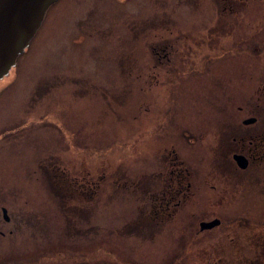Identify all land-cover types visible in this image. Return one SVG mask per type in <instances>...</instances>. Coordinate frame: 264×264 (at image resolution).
I'll list each match as a JSON object with an SVG mask.
<instances>
[{"label": "rangeland", "instance_id": "rangeland-1", "mask_svg": "<svg viewBox=\"0 0 264 264\" xmlns=\"http://www.w3.org/2000/svg\"><path fill=\"white\" fill-rule=\"evenodd\" d=\"M160 1L55 0L47 7L29 43L0 78V183L13 185L8 208L23 206L26 198L25 209L52 210L44 181H51L48 163L74 168L77 173L87 171L100 181L96 196L88 203L92 223L97 226L88 239L93 254L96 247V253L101 254L106 251L102 245L106 247L111 237L122 232L124 219L136 215L133 179L138 175L141 182L147 178L156 155L158 159L165 147L173 145L187 163L203 165L204 174L197 169L194 177L200 178L199 186L192 187L194 194L179 204L169 221L172 229L152 235L141 232L110 245L122 254L138 257L141 264H210V249L219 251L223 245L218 242L220 231L242 228L251 239L252 222L264 220L263 185L252 182L230 191L218 134L180 132L179 123L167 129L165 117H178L189 126L196 125L195 119L203 123L209 117H227L231 108L229 77L236 68L237 80L242 77L244 83L247 65L243 55L249 49L245 39L254 29L260 33L257 23L262 20L264 24V0L233 3L236 10L232 12L230 0L178 1L174 9L167 8L168 15ZM137 15L146 19L156 15V24L166 19L176 29H186L178 39L172 36L167 41L160 40L158 34L165 31L160 26L155 29V50L161 44L168 48L174 43L169 56H163L166 51H158L159 56L156 53L155 70L163 75L170 66L178 67L157 84L141 80L144 73L134 80V65L149 68L154 54L142 41L143 35L148 39V23L137 38L123 28L142 20L135 19ZM236 15L243 21L232 27L231 18ZM255 16L262 19L254 21ZM231 31L236 32L237 48H231ZM255 39L259 40L250 39L252 47ZM188 49H192L190 53ZM135 52L139 57L135 58ZM178 57H184L181 64ZM36 88L38 96L32 97ZM156 117L162 126L154 133L145 123ZM201 179L216 184V190ZM145 189L142 199L148 185ZM213 216L220 217V224L195 234L198 221ZM38 234L29 233L25 245L30 254L25 259L29 264H53L58 257L46 245V238L44 248L37 249ZM20 236L1 238L0 256H7L10 241L20 246ZM49 239L58 246L55 236ZM74 242L83 241L77 238ZM62 251L68 256L69 245H63Z\"/></svg>", "mask_w": 264, "mask_h": 264}, {"label": "flooded vegetation", "instance_id": "flooded-vegetation-1", "mask_svg": "<svg viewBox=\"0 0 264 264\" xmlns=\"http://www.w3.org/2000/svg\"><path fill=\"white\" fill-rule=\"evenodd\" d=\"M162 1H160L159 4L165 7V13L167 15L170 14L168 9H174L178 1L189 4V0ZM233 3H242L243 5L246 3V0H230L228 4L229 12L236 10V8L232 7ZM216 8L217 7L214 9L216 10ZM221 8L224 9L225 5L219 9ZM156 17V15H148L146 19L145 17L143 18L137 15V17L134 18L142 20L136 24L131 21L123 26V28H128L130 31H133L131 36L137 38L140 37L139 32L141 30L144 31L146 27L143 24L148 23V39L143 35L142 41L148 44L150 54L154 53L152 56L153 64L149 68L143 66L145 69H141V65L138 63L134 65L133 70L136 71L137 77L134 78V80H137L138 76L144 73L141 80H148V83L154 84L161 82L164 77L168 74H173L176 68H178L176 65L170 66L163 75H161L160 70H155L156 53L158 51H166L168 54L163 56L167 57L169 56V49L174 51V43L172 41L168 48H166L167 44L164 43L161 44L157 50L154 49L157 41L155 29L157 26H160V30L165 31V33L162 34L158 32L161 37L160 40L164 41L169 40L172 36H174V39H178L184 34V31H186L184 28L183 31L176 29L175 24L165 21L166 19H160L159 23L156 24ZM236 18H238L237 15L231 18L233 20L231 24L232 27L234 25H239V21H243V18H238L237 20ZM259 19H262V17ZM259 19L255 16L253 20ZM246 20L247 24L251 25L252 20L249 18ZM162 21H165V24L160 23ZM257 25L261 26L259 30L260 33L258 34V28L254 29L245 39L247 41L245 45L249 46V49H247L243 55V58H245V65H247V72L244 71L242 75L245 76L243 85L242 77L240 80H237L238 73L236 68L232 69L233 77L231 75L229 77L231 108L227 117H209L203 121V123H198L199 121L195 119V126H189L187 121L178 120V117H165L167 129L173 126L177 127L179 123L180 132L204 131L206 133L213 132L214 136L218 134V145L220 149L223 150V154L225 155L224 161L229 170L230 182L228 181V185L230 191L234 189L237 190L238 186L241 184H249L252 182L263 185L264 190V24L262 20H260ZM233 32L235 34H233ZM230 34L231 48H237L238 40L236 41V32L231 31ZM233 35L235 37H233ZM252 37H258L259 39H255V46L253 47L251 44L252 41L250 40ZM179 45L180 43L176 46V49ZM191 50L192 49H188L186 52L190 53ZM137 51L138 50H136V52ZM136 52L134 53L135 58L139 57L136 56ZM139 52H142V50H139ZM157 55L159 56L161 54L157 53ZM126 57H128L127 54ZM183 58L184 57L177 58L180 64ZM254 70L256 71L254 72ZM128 72L132 73L130 70H128ZM146 74H148V79ZM159 76L162 79H160ZM121 79L123 81L122 76ZM122 84H124V81ZM38 93V88H36L35 91L32 92V97L35 95L38 96ZM248 118L250 120L245 121ZM146 123L145 127L150 128L154 133L162 126V121L159 120L158 117L149 119ZM234 153L244 155L247 161L246 166L239 167L236 164L233 158ZM48 164H50V167H47V173L51 181H44L46 182V191L50 193L47 195L48 201L51 202L50 208L52 210L41 209L36 211L34 209H25L27 206L26 198L24 199L23 206L8 208L7 204L12 200L13 185L0 183V239L7 237L11 240L14 235H21L20 246L10 241L7 246L8 254L5 257L0 256V264H29L25 259V257L30 254L27 245H25L29 233H39L38 250L44 248L45 238L47 239L46 245L50 248V251L55 253L58 257L53 264H141L138 257L126 253L122 254L117 249H114L110 243L118 239L135 238L136 236H140L141 232L152 235L156 232L161 233L164 230L168 229L169 231V229H172V226L169 225V221L176 213L179 204L188 200L189 196L194 194L192 187L199 186L200 178L194 177V175L198 173L197 169L202 170L204 174L203 165L201 167H193L192 164L184 160L176 147L173 145L168 148L165 147L159 154L158 159L156 155V161L153 162L148 177L143 178L142 182L140 175L133 179L136 183V215L133 217L127 216L122 225V232L117 233L115 237H111L112 240L107 243L106 247L104 244L102 245L103 248L106 249L105 252L101 251V254H97L96 251L99 249L96 247L94 249L96 251L93 254L91 240L88 238L95 232L94 227L97 231V226L92 223V209L89 208L91 204L88 205V203L93 200L91 197L94 196L93 192L97 191L100 181L96 180V178L91 176L87 171H85L86 173H77L74 171V168L69 169L58 163L52 164V162H49ZM217 173L220 176L225 175L224 172ZM226 178L227 177H225V179ZM201 180L205 185L216 190V184H209V181L205 179ZM44 181L42 182V186L45 185ZM219 183L220 182H218V184ZM147 185V195L142 199L141 193H143ZM220 195L225 196V194ZM2 223H8L9 226L4 227ZM213 227L202 229L198 226L195 230V234ZM29 229L31 231H29ZM240 229L242 228L232 230L235 232L220 231L218 234H227V236L231 238ZM50 235L53 237L55 236L58 240V246L51 243V239H49ZM60 235H62V237H60ZM77 238L82 239L83 242L75 243L74 240ZM205 240L209 241L210 239L206 237ZM66 244L69 245L70 249L68 256L62 251V246Z\"/></svg>", "mask_w": 264, "mask_h": 264}, {"label": "water", "instance_id": "water-1", "mask_svg": "<svg viewBox=\"0 0 264 264\" xmlns=\"http://www.w3.org/2000/svg\"><path fill=\"white\" fill-rule=\"evenodd\" d=\"M55 0H0V77L7 73L16 55L23 50L42 21L47 7ZM250 120L249 118L245 121ZM239 166H246L242 154H233ZM214 217L201 220L200 227H212Z\"/></svg>", "mask_w": 264, "mask_h": 264}, {"label": "trees", "instance_id": "trees-1", "mask_svg": "<svg viewBox=\"0 0 264 264\" xmlns=\"http://www.w3.org/2000/svg\"><path fill=\"white\" fill-rule=\"evenodd\" d=\"M252 224L251 239L244 229L238 230L231 238L227 234L220 235L222 238L218 242L224 244L219 251L210 249L213 252L210 264H264V220ZM235 244L241 245L234 248ZM257 249H260L259 254L251 253Z\"/></svg>", "mask_w": 264, "mask_h": 264}]
</instances>
